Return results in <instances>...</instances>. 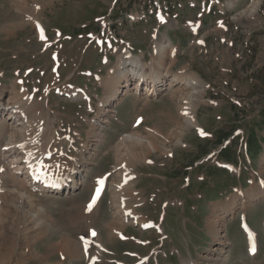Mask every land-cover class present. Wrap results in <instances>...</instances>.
<instances>
[{
  "label": "rangeland",
  "instance_id": "1",
  "mask_svg": "<svg viewBox=\"0 0 264 264\" xmlns=\"http://www.w3.org/2000/svg\"><path fill=\"white\" fill-rule=\"evenodd\" d=\"M252 1L0 0V92L6 91L3 101L21 88L31 97L38 130L29 145L42 149L57 140L52 144L56 152L82 161L87 154L82 149L93 142L82 185L60 195L33 194L31 202L37 209L26 202L22 216L43 208L51 220L33 242L18 244L21 226L18 229L15 219L4 223L0 219V240L12 250L15 262L87 264L93 259L92 264H195L196 260V264H210L200 258L217 241L211 235L212 223L221 215L223 203L255 185L260 194L259 184L264 185V0L250 12ZM35 22L45 29V39L37 36ZM166 38L173 49L164 59L168 74L183 70L200 82L202 91L182 89L190 96L196 126L185 129L181 143H176L170 134L182 120L170 91L161 90L146 99L141 92H129L110 107L114 116L106 113L107 122L93 129L102 111L99 105L109 96L101 83L108 73L116 72L112 69L118 57L127 61L135 57L140 65L152 67L161 60V49L155 53L154 46L165 45ZM126 52L130 58L123 57ZM72 90V97L65 98ZM133 97L138 101L133 103ZM153 128L160 130L164 147L148 137L147 130ZM131 133L140 138L123 141L118 153L117 145ZM98 135L103 138L96 142ZM6 139L5 134L0 138L1 148ZM140 141L160 149L143 152ZM224 146L227 150L221 156ZM120 154L125 163L123 178L134 183L135 191L130 196L124 192L119 200L128 217L152 226L126 225L122 237L116 238L107 227L113 219L111 175L92 212L87 204L93 179L110 173ZM40 160L41 156L36 161ZM226 164L234 170L226 169ZM8 178L2 177L1 194L11 200L19 193ZM263 218L261 198L226 220L224 229L232 245L229 258L218 264H264ZM241 220L259 234L256 254L248 253ZM93 231L100 233L99 242L92 239ZM84 241H88L86 248ZM31 243L34 256L29 255ZM66 244L75 254L73 259L61 255ZM0 259H5L4 251Z\"/></svg>",
  "mask_w": 264,
  "mask_h": 264
},
{
  "label": "bare ground",
  "instance_id": "2",
  "mask_svg": "<svg viewBox=\"0 0 264 264\" xmlns=\"http://www.w3.org/2000/svg\"><path fill=\"white\" fill-rule=\"evenodd\" d=\"M259 1L260 0L252 1L251 10H249L250 12H253V6L256 7L259 4ZM15 5L18 4L16 3ZM19 6L20 9L22 10L25 9L24 6L22 5ZM245 12L246 10H243L241 14H244ZM37 35L41 37V32L37 31ZM44 36H46L45 31L43 32V37ZM163 43H165V45H162V42H160L155 44L154 46V50L156 53H158L159 50L161 49L158 54L159 55L158 58H160L161 60L157 61L152 67H145L143 65H139L140 63L135 57H132L130 61L127 60L124 61L122 60V58L118 57L116 66L112 69V70L116 69L115 70L116 72L114 74L108 73L109 74L108 78H106L105 81L101 83L102 85H104V88H106V91L108 92L109 96L104 98L100 104L101 107L99 106V108H101V110L103 111V115L101 114L102 111H100L99 116L96 118V120L93 121L94 123L93 129L97 128L99 124L102 127V124L107 122L106 119L104 120V116L106 113L107 115L109 114L113 115L114 113H116L114 110L110 109V107L113 104H115L116 102H120L122 98L125 97L129 92L132 93L133 91V93L136 94L135 92L139 90L138 87L140 88L143 82H147L148 79H150V81L148 82L150 84L149 87H152L153 90L152 92L153 93L157 92L155 94L153 93L149 94L148 98H151L156 94L162 93L163 91L167 90L170 91V94L172 95L169 98L174 101V105L176 104L178 106L177 112L182 120L181 123L182 128L181 126L177 125L179 126V129L176 130L173 134H170L173 135L172 138L173 137L175 138L177 144L181 143L180 139L185 129H188L191 126H196V117L191 107L190 96H187V94L182 92V89H185L187 87H192L202 91L201 85L199 84L200 82L197 79L186 76L183 70H181L180 72L173 73L171 76L168 74L167 71L169 67L164 68V62H165L164 59L166 55H168V53L170 54V51L173 52V49L171 47L172 45L169 39L166 38V40H163ZM164 69L166 71H164ZM163 71L165 73L162 75ZM143 90H146V84H143ZM5 92L3 91L0 92V127H3V131L0 130V138L4 134L7 136L6 139L7 141L6 143L4 142L5 144H3L4 147L2 148V150L0 147V157L2 160V163L0 164V219H4L3 223L9 222L13 219L17 221L18 229H19V225L21 226V229L18 230L15 241L18 244H20L19 242L23 240L26 242L29 241L33 242L35 235L37 236L41 234L42 229L44 227L46 228V226H48L51 223V220L46 210L42 208V209H38L37 211L36 205H34L31 202V199L34 197L33 194H48V193L53 194V192L57 194L63 192L67 193L78 188L79 185H82L83 181L85 180L87 165L91 164L90 154L88 152L90 151L93 142L88 141L87 145L85 144V147L82 149V153H87L86 159L83 157L85 160L82 161L68 158L67 156L60 155L58 152H56L52 147V144H56L57 140L52 142L50 141V143L45 145L42 149H35L33 145H29L30 143H32V140L36 138L35 133L37 132L36 130H38L37 129L38 127L37 128L35 127V125L37 124L35 117L36 112L34 116V109L31 108V105L33 103L31 97L27 94L25 89L21 88V90L18 89L17 91L11 92L12 95L10 94L11 96H8L7 100L3 101L4 96L6 94ZM72 93L74 94L73 90L71 91V93H68L69 96H72ZM146 96L147 94H145V97ZM17 100L18 101L20 100V103L22 100V104L15 105V103L18 102ZM136 101H138L137 97L133 99V103H135ZM149 101L150 100H148L147 102ZM105 106L106 108L104 109ZM141 121H143V118L141 119ZM147 131L149 133L148 134L149 138H154L156 141H158L157 144L159 146L164 147V137L162 136L161 132H159L160 131L159 129L157 130L156 128H153L152 130L148 129ZM98 134L101 135L100 132ZM99 135H98V140H95L96 142L101 141V139L103 138L102 136ZM139 138H140L139 135L135 133H131L129 135L124 136L122 142L118 144L117 147L115 146L116 151L118 153L120 151L121 153L120 145H122L123 141H125L126 139L135 140ZM159 138H162V140H159ZM166 138L167 140L171 139L169 137ZM140 144L143 152L149 153L155 150L159 151L160 149L159 147H156L153 144H151V147L146 146L143 144L142 141H140ZM161 150L164 154H168V152L165 151L164 149ZM39 156H41L42 158H44V160L47 161L45 162L43 167H45V165H49L46 168L51 175H57L63 177L62 180L56 181L58 182L57 184L62 185L61 190H57V191H52L51 189L45 190L41 187L44 183L55 184L56 182L53 179L48 178V179H42L40 181L39 180L33 181L32 173H30V170L35 169L34 167L38 163L36 160ZM47 156H50L51 158L47 159ZM122 159L123 158L121 155L118 165L117 166L115 165L116 167L113 168L112 171H110V175L113 177V181L115 180V184L112 185V193H111L112 194L111 206L113 210V219L110 221L107 227L109 229L110 236H116V238L121 237L122 228H125L126 225H134L137 223L139 226H141L146 223L145 221H141V220L137 221L138 218L135 216L128 217L127 214L129 212L127 211L126 214L125 212L126 209H124V205L119 200V197L121 195H124V192L126 193L127 196H130L131 194L134 193L133 191H135L134 183L126 180L125 177L123 178L122 173H124L123 168L125 166V163L123 162ZM73 164H77L76 166H74L76 169L71 171L72 170L71 166ZM3 176L9 177L8 178L10 179L9 184H11V186L15 185L16 188L15 190H17L19 193V195L16 194L15 196H13V199L11 200H8V198L6 197V193L5 195L4 193L1 194V192H3L4 189V188L2 189L1 187ZM5 184L6 182L4 183V185ZM97 185L98 182L95 183L93 180V184L91 186L92 191ZM255 186L257 187V185ZM256 187H251L250 189L247 190L246 193L240 194V196L238 195L231 196L228 198V201L225 200L226 202L223 203V209L221 215L217 214L218 216L215 217L216 220L212 223L213 232L211 233V235L213 237H216L217 241L210 249L206 251L205 254L202 255V257L200 258L202 261L205 259V260H209L210 264H218L219 262L226 261L229 258V252H230L229 247H231L232 244L228 240L226 231L224 229V224L229 217L232 218V215L235 214V211L237 209L239 208L242 209L244 207H247L249 209V206H252L254 201H259L261 198H264V191L259 190L261 194L260 195L259 193L255 192ZM11 192L14 191H10V193ZM244 195L247 196V199ZM19 198L22 200V202L20 201ZM17 199L19 201H16ZM100 200L101 197L98 202H96L94 205L92 204L91 210H89L85 206L86 209L92 212V210L98 205ZM27 201L30 203V207L36 208L35 210L37 212L35 211V213H32L34 212L33 210L31 212L32 215L28 214L27 216H22L24 212L27 210V204H26ZM125 208L129 209L127 206ZM13 214L19 217L17 218L12 217ZM100 236H101L100 233L98 235L97 234L93 235L92 239L95 240L96 238V241L99 242ZM252 241L256 252L257 250L256 241H254L253 239ZM86 242L88 243V241ZM5 243L6 242L0 240V254L3 251L5 252V259L3 260L0 259V264H19L18 262H15L13 260V258L15 257L13 258L11 257V252H10L11 249L7 250L6 247H4L6 246L4 245ZM87 243H85L84 241V244ZM100 247L102 246L100 245ZM8 248H10L9 245ZM29 248H30L29 255L34 256L36 250L35 251L33 250L32 243L29 245ZM62 248H64L63 249L64 253L61 254L62 251H59L61 255H65V256L67 255V257L72 259L75 257V254L72 252V248L68 244H66ZM12 249L14 250V248ZM21 254L22 255L24 254L23 251H21ZM196 262L197 261L195 260V264ZM58 264H61V262H58ZM191 264H194V262H192Z\"/></svg>",
  "mask_w": 264,
  "mask_h": 264
},
{
  "label": "snow or ice",
  "instance_id": "3",
  "mask_svg": "<svg viewBox=\"0 0 264 264\" xmlns=\"http://www.w3.org/2000/svg\"><path fill=\"white\" fill-rule=\"evenodd\" d=\"M221 26H223V25H221ZM37 27L39 28V24H37ZM40 31H41V38H44V37H43V30L40 29ZM201 134H203V133H201ZM21 147H22V145H21ZM98 184H99V185H102V184H103V179L99 180V181H98ZM100 190H101L100 187H98L97 190H96V191H97V195H96V196H93V201H92V203L89 204V209H91L92 204L95 203V200H96V198H97V196H98ZM92 235H95V232H94V231L92 232ZM85 243H87V242L85 241ZM252 250L255 251L254 248H253Z\"/></svg>",
  "mask_w": 264,
  "mask_h": 264
},
{
  "label": "trees",
  "instance_id": "4",
  "mask_svg": "<svg viewBox=\"0 0 264 264\" xmlns=\"http://www.w3.org/2000/svg\"><path fill=\"white\" fill-rule=\"evenodd\" d=\"M169 1V0H168Z\"/></svg>",
  "mask_w": 264,
  "mask_h": 264
}]
</instances>
